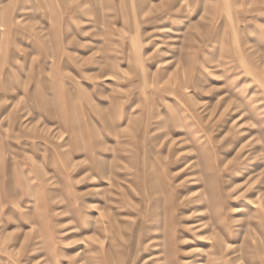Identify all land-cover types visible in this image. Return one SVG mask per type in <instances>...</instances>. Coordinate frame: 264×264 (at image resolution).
<instances>
[{"label": "rangeland", "instance_id": "374dc122", "mask_svg": "<svg viewBox=\"0 0 264 264\" xmlns=\"http://www.w3.org/2000/svg\"><path fill=\"white\" fill-rule=\"evenodd\" d=\"M0 264H264V0H0Z\"/></svg>", "mask_w": 264, "mask_h": 264}, {"label": "bare ground", "instance_id": "6f19581e", "mask_svg": "<svg viewBox=\"0 0 264 264\" xmlns=\"http://www.w3.org/2000/svg\"><path fill=\"white\" fill-rule=\"evenodd\" d=\"M105 164V163H104ZM99 171H101L102 172V174H104L105 172H106V168H105V165H102L101 167H100V170ZM100 178V177H99ZM202 178V177H201ZM200 190L199 189H197V194H198V192H199ZM196 192V191H195ZM204 194V193H203Z\"/></svg>", "mask_w": 264, "mask_h": 264}]
</instances>
